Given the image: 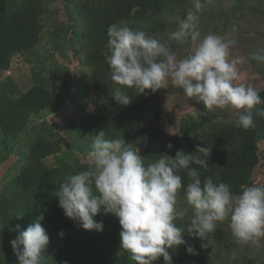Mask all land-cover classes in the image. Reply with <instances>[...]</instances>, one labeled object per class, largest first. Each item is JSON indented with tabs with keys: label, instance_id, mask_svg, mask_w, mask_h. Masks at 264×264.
Segmentation results:
<instances>
[{
	"label": "trees",
	"instance_id": "16d2710c",
	"mask_svg": "<svg viewBox=\"0 0 264 264\" xmlns=\"http://www.w3.org/2000/svg\"><path fill=\"white\" fill-rule=\"evenodd\" d=\"M51 1L0 0V71L7 70L14 58L20 55L28 58L34 53ZM71 2L75 9L70 14L73 25L54 28L50 34L55 37L60 30L67 40L69 32L67 43L69 41L76 59L89 71L90 80L68 95L74 97L71 104L81 110L78 120L69 121L70 131L78 141L88 136L92 141L95 134L103 130L107 139L123 138L130 147H139L146 162L158 159L161 154L173 158L179 151L190 154L198 145H205L211 149L207 168L192 165L198 168L202 180L206 176L214 179L218 177L217 183H227L237 195L244 186L253 185V172L261 160L260 146L264 143V118L255 112L254 126L247 130L235 126L238 114L229 121L211 117L209 112L197 117L186 115L178 120L176 132L166 142L161 127L160 90L155 93L146 90L148 94L145 95L125 88L123 91L132 97L127 106L118 104L111 95L118 85L112 82L105 59L110 54L107 36L109 25L120 23L144 30L149 35L155 34L168 27L160 19L162 14L184 15L189 0ZM237 2L235 9H248L264 15V10H260L264 5L262 0ZM135 6H139V11L131 15ZM208 17V21L216 19L222 22V29L229 25L224 14L212 16V13H208ZM251 61L264 80V63ZM32 79L33 85L25 91H20L11 80L0 84V164L14 152H21L19 158L23 161L19 172L12 177L5 176V182L0 187V264H18L10 241L40 214L44 217L41 224L49 236L46 264H135L131 254L120 247L121 225L118 218L112 214H98L95 219L103 221V231L85 230L78 221L66 217L58 206V197L53 193L59 189L66 176L81 172L79 159L76 155L72 156V149L69 153L62 151L56 130L50 124L41 120L34 125L33 120H38L44 111L62 107L68 99L45 83L39 71L32 70ZM260 95L264 98V88L260 89ZM90 97L94 107L88 111V103H80ZM257 107L264 108V105ZM24 136L26 139L20 144ZM169 143L172 148L167 147ZM21 145H24L26 152L19 149ZM74 147L79 148V145L75 144ZM51 156L56 159L54 166L46 163V159ZM182 182H188L186 176ZM179 195L180 206L184 207L186 198L183 191ZM176 224L185 229L183 237L187 243L169 249L172 264H205L213 243L219 246L225 243L227 247L232 243L220 225H217L207 241L202 242L187 232V218L177 220ZM61 231L63 236L59 235ZM202 243L208 246L199 251ZM188 245L196 249V255L187 253ZM159 259L160 264H165L163 257ZM242 264L257 262L249 256L242 259Z\"/></svg>",
	"mask_w": 264,
	"mask_h": 264
},
{
	"label": "clouds",
	"instance_id": "9594fccd",
	"mask_svg": "<svg viewBox=\"0 0 264 264\" xmlns=\"http://www.w3.org/2000/svg\"><path fill=\"white\" fill-rule=\"evenodd\" d=\"M207 2L192 0L197 12ZM137 11L139 6L133 7L130 14ZM107 36L110 54L105 59L110 78L118 85L111 93L118 104L131 103L125 88L147 95L146 90L155 93L176 86L210 111L236 110L237 128L253 127L254 112L264 118V108L257 107L264 105L260 90L236 83L240 79L238 65L243 63L240 58H230L236 42L211 33L202 37L199 16L194 12H189L169 33L171 41L194 45L182 59L138 28L113 23ZM250 57L264 63V49L250 53ZM167 147L172 148V144ZM210 151L198 145L190 154L179 151L174 158L161 154L146 162L137 147H130L123 138L107 139L102 130L92 138L87 153L91 169L66 176L53 195L58 197L65 216L78 221L85 230L103 231V221L95 219L98 214L117 217L121 225L120 247L131 254L135 264H153L160 257L165 264H172L169 249L187 243L185 229L176 224L185 218L189 220V235L202 242L215 232L218 223L228 221L237 243H255L264 237V185L244 186L237 195L227 183H217L218 177L206 176L202 180L200 171L192 165L206 169ZM185 176L186 184L182 182ZM181 191L191 214L189 207L180 206ZM43 219V214L37 215L10 241L18 264H46L49 236L41 224ZM59 235L63 236V231ZM186 251L197 254L192 245Z\"/></svg>",
	"mask_w": 264,
	"mask_h": 264
},
{
	"label": "rangeland",
	"instance_id": "374dc122",
	"mask_svg": "<svg viewBox=\"0 0 264 264\" xmlns=\"http://www.w3.org/2000/svg\"><path fill=\"white\" fill-rule=\"evenodd\" d=\"M236 3H238L237 0H208L205 7L197 12L192 0H189L188 9L184 15L180 13L162 14L160 19L168 27L150 36H154L161 43L170 47L172 51L176 52L178 59L184 58L194 48V45L191 43L180 45L169 40L168 37L169 33L177 28L179 22L185 19L189 12H194L199 16V28L202 37L211 33L236 42L230 50V58L243 60V63L238 65L240 79L236 83L250 84L259 90L263 89V77L259 74L258 68L252 64L250 53L264 49V15L255 14L248 9H235ZM47 8V13L43 19V32L40 41L34 47V53L29 55V59L24 55L14 58L7 70L0 71V84L11 80L20 91H25L34 83L32 79V70L34 69L40 72L43 81L51 88L67 96V103L54 111H44L38 120H33V124L37 125L41 120L50 124L56 130V138L61 143L62 151L69 153L72 149V156L76 155L79 159L81 171L90 170L92 165L87 153L92 141L89 136L83 141H78L79 139L74 133H71L69 121L78 120L81 110L71 104L74 97H68L71 91L73 92L76 87L88 81L89 71L76 59L69 41L67 43L70 37L69 32L66 36L67 40L63 37L64 32L60 30L55 37L50 34L54 28H60V26L65 28L73 25L74 21H72L70 14L75 11L74 5L71 0L68 3L66 0H53ZM260 10H264V5L260 7ZM208 13H212V16L224 14L228 19V27L222 29V22H217L216 19L208 21ZM14 95L16 96V94ZM84 102L88 103L86 110H93L92 97L82 100L80 104ZM159 102L162 114L161 127L166 142H169L171 136L176 132L175 125L178 120L186 115L197 117L209 112L211 117L229 121L238 114L233 109L210 111L205 108L202 102L187 97L183 90L176 86L160 89ZM202 107L205 109L203 110ZM25 139L26 136L22 138L20 144ZM75 144L79 145V148H75ZM137 148L141 151L139 147ZM19 149L26 152L24 145H21ZM260 152L262 154L261 160L253 172V185L264 183V143L260 146ZM21 156V152H14L0 164V187L5 182V176L12 177L19 172L23 164L19 158ZM46 163L54 166L56 159L53 156L48 157ZM183 206L189 207V214H191V208L187 205L186 200H184ZM218 225L231 238L232 243L228 247L225 243H221L220 246L213 243L211 251L206 255L205 264H242V259L249 256L253 257L257 264H264V237H260L255 243L249 242L242 245L237 243L233 237L228 221L218 223ZM202 249L200 246L199 251ZM159 262L160 259L154 261V264H160Z\"/></svg>",
	"mask_w": 264,
	"mask_h": 264
}]
</instances>
